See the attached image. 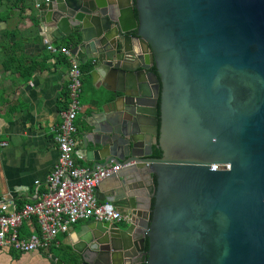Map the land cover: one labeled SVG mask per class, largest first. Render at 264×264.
<instances>
[{
	"label": "water",
	"instance_id": "obj_1",
	"mask_svg": "<svg viewBox=\"0 0 264 264\" xmlns=\"http://www.w3.org/2000/svg\"><path fill=\"white\" fill-rule=\"evenodd\" d=\"M46 4L50 36L110 86L76 154L117 166L95 192L129 218L71 225L67 260L49 261L264 264V0Z\"/></svg>",
	"mask_w": 264,
	"mask_h": 264
},
{
	"label": "crops",
	"instance_id": "obj_2",
	"mask_svg": "<svg viewBox=\"0 0 264 264\" xmlns=\"http://www.w3.org/2000/svg\"><path fill=\"white\" fill-rule=\"evenodd\" d=\"M35 1L41 3L40 8L35 7ZM30 2L24 12L15 9L7 23H0V41L3 40L5 31L17 30L23 36L20 40L22 54L29 58L34 57L41 65L40 68L33 70L29 79L16 91L13 104L23 108V111L12 114L10 118H4L0 106V203L6 198L23 204L34 203L37 200V188L45 189L44 180L52 171L58 156L54 140L55 127L60 121V112L67 102V60L59 54L50 53L46 49V43L55 46L65 45L71 37L50 36V29L44 19L47 4L44 0ZM33 17L38 20L36 27L40 40L34 30ZM39 26H42V29ZM11 40L13 41L14 38ZM76 60L79 61L78 58ZM86 63L90 64V62ZM90 71L82 75L80 110L74 121L76 152L83 149L82 140L92 113L100 111L102 105H105L107 110L106 104L111 100L108 98L112 95L107 89L110 87L109 84L99 79L93 80ZM4 75L8 76V73ZM75 163L78 166L91 168L93 162L83 160L76 154ZM145 175L144 184L151 189L152 174L149 177ZM36 180L40 181L38 185H34ZM103 183L101 181L99 185L103 187ZM137 190L141 207L146 208L148 199L145 188L139 187ZM105 193L106 190L95 192V195L99 201L104 202ZM89 222L91 221L81 220L74 227L78 231L81 225ZM32 227L31 222H24L21 234L27 236ZM76 241V235L72 231H67L58 234L56 242L48 249L37 253L19 254L0 250V264H52L48 259L51 255L67 260L66 251L70 250L68 243Z\"/></svg>",
	"mask_w": 264,
	"mask_h": 264
},
{
	"label": "built area",
	"instance_id": "obj_3",
	"mask_svg": "<svg viewBox=\"0 0 264 264\" xmlns=\"http://www.w3.org/2000/svg\"><path fill=\"white\" fill-rule=\"evenodd\" d=\"M49 0H44L47 3ZM35 7L41 3L35 1ZM46 49L67 60V102L60 112V121L55 127L57 161L44 180V190L37 188V200L18 208L17 201L4 199L0 203V250L19 254L37 253L48 249L56 242L58 234L65 233L71 225L81 220L126 222L128 216L108 201L101 202L95 188L108 175L117 171L116 165L90 168L75 163L76 141L74 124L80 110L82 73L79 62L71 53V47L46 43ZM4 146V144H2ZM34 181V185L39 184ZM34 220L27 236L21 234L24 222Z\"/></svg>",
	"mask_w": 264,
	"mask_h": 264
},
{
	"label": "trees",
	"instance_id": "obj_4",
	"mask_svg": "<svg viewBox=\"0 0 264 264\" xmlns=\"http://www.w3.org/2000/svg\"><path fill=\"white\" fill-rule=\"evenodd\" d=\"M31 0H0V23H7L11 17L12 12L15 9H20L24 12V9L29 6ZM25 6V7H23ZM34 30L36 32L37 38L40 40L39 32L37 30L38 20L34 19ZM11 38H14L12 41ZM23 38L17 30H7L4 33L3 40L0 41V106L2 107L3 117L10 118L12 114L20 113L23 108H19L18 105H14L16 91L17 89L26 82L33 70L40 68L41 65L36 59L29 58L22 54V49L20 45V40ZM73 40L70 38L65 42V46L71 47ZM68 64V63H67ZM82 75L88 74L91 70V65L89 63H84L79 65ZM8 73V76L4 74ZM83 84V79H81ZM67 97V92H66ZM110 99V97L108 98ZM152 157L158 158L161 156V150L157 145H153ZM152 187L151 191L154 192L156 189V177L152 175ZM155 204V197L151 200V209H153ZM25 204L17 201L18 208H22ZM32 225L37 228L34 220H31ZM145 251L148 249L147 239L144 245ZM138 264H146V256L139 259Z\"/></svg>",
	"mask_w": 264,
	"mask_h": 264
},
{
	"label": "flooded vegetation",
	"instance_id": "obj_5",
	"mask_svg": "<svg viewBox=\"0 0 264 264\" xmlns=\"http://www.w3.org/2000/svg\"><path fill=\"white\" fill-rule=\"evenodd\" d=\"M121 209V208H120ZM123 212H125L123 209H121ZM126 213V212H125ZM127 214V213H126ZM127 216H128V214H127ZM127 222V221H126ZM126 222L124 221V222H120V223H118L119 225H124V224H126Z\"/></svg>",
	"mask_w": 264,
	"mask_h": 264
},
{
	"label": "rangeland",
	"instance_id": "obj_6",
	"mask_svg": "<svg viewBox=\"0 0 264 264\" xmlns=\"http://www.w3.org/2000/svg\"><path fill=\"white\" fill-rule=\"evenodd\" d=\"M0 150H1V148H0Z\"/></svg>",
	"mask_w": 264,
	"mask_h": 264
}]
</instances>
